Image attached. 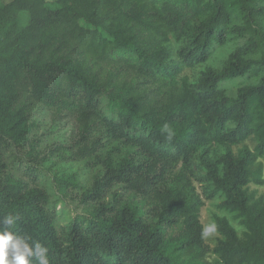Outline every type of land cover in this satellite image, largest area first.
Returning a JSON list of instances; mask_svg holds the SVG:
<instances>
[{"label": "trees", "instance_id": "1", "mask_svg": "<svg viewBox=\"0 0 264 264\" xmlns=\"http://www.w3.org/2000/svg\"><path fill=\"white\" fill-rule=\"evenodd\" d=\"M42 111L74 135L45 145ZM251 185L264 186V0H0V221L19 216L12 230L50 264H264ZM216 199L228 216L211 248L201 213ZM69 201L85 212L60 227Z\"/></svg>", "mask_w": 264, "mask_h": 264}, {"label": "rangeland", "instance_id": "2", "mask_svg": "<svg viewBox=\"0 0 264 264\" xmlns=\"http://www.w3.org/2000/svg\"><path fill=\"white\" fill-rule=\"evenodd\" d=\"M48 1L52 2L54 0ZM229 51L230 49L227 46L218 48L211 61L209 62V65L216 69L220 68ZM202 70H204V67L198 68L194 71L196 78L199 76V72H201ZM238 81H240V79L226 81L222 84V86H226L228 90L233 93L236 90L234 83ZM36 119L39 123V129L37 130L36 134L43 139L45 145L68 141L70 137L74 135L75 127L74 122L71 119L66 118L61 121H54L52 119V116L46 111H42L36 117ZM248 144L253 147V142L248 141ZM250 190L256 191L259 195L264 196V186L251 185ZM218 204L219 200L217 199L206 202V205L201 213V222L203 226L210 222H213L214 216L216 215L228 216L227 214L222 213L217 209ZM57 209L58 225L60 227H65L70 222V220L75 218L77 215H83L85 212L81 207H78L76 203H72L70 201L66 206L58 207ZM232 225L238 230L239 234H242L243 229L239 227L236 222L232 221ZM219 237V234L215 232L214 234L204 238L207 245L213 248L216 245V241L217 239H219ZM211 258H209V260H212Z\"/></svg>", "mask_w": 264, "mask_h": 264}, {"label": "clouds", "instance_id": "3", "mask_svg": "<svg viewBox=\"0 0 264 264\" xmlns=\"http://www.w3.org/2000/svg\"><path fill=\"white\" fill-rule=\"evenodd\" d=\"M161 131L168 140L172 139L174 133L167 124L163 125ZM18 220L19 216L8 214L0 221L5 226L0 229V264H50L47 247L36 241L29 243L30 238L12 230ZM216 231L217 225L213 221L202 227L201 235L208 237Z\"/></svg>", "mask_w": 264, "mask_h": 264}]
</instances>
